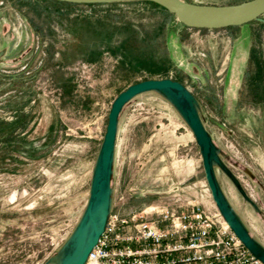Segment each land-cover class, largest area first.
Returning <instances> with one entry per match:
<instances>
[{"label": "rangeland", "instance_id": "rangeland-1", "mask_svg": "<svg viewBox=\"0 0 264 264\" xmlns=\"http://www.w3.org/2000/svg\"><path fill=\"white\" fill-rule=\"evenodd\" d=\"M149 78L180 81L197 98L260 210L217 169L222 189L264 245V22L195 29L146 1L0 0V264L57 253L85 208L111 102ZM111 185V212L123 216L190 201L217 210L192 132L155 92L120 113Z\"/></svg>", "mask_w": 264, "mask_h": 264}, {"label": "water", "instance_id": "water-1", "mask_svg": "<svg viewBox=\"0 0 264 264\" xmlns=\"http://www.w3.org/2000/svg\"><path fill=\"white\" fill-rule=\"evenodd\" d=\"M74 4L149 1L161 6L184 26L195 29H222L263 21L264 0H245L235 4H198L186 0H57ZM155 92L176 110L188 126L198 146L205 180L216 209L251 254L264 263V245L254 238L234 209L217 177L220 169L233 183L242 198L255 211L259 206L247 194L236 175L220 156L200 114V104L180 81L149 78L128 85L111 102L105 132L92 168L89 195L85 208L68 238L57 253L44 264H85L87 257L105 229L112 209L111 178L115 156L119 116L135 97Z\"/></svg>", "mask_w": 264, "mask_h": 264}, {"label": "built area", "instance_id": "built-area-1", "mask_svg": "<svg viewBox=\"0 0 264 264\" xmlns=\"http://www.w3.org/2000/svg\"><path fill=\"white\" fill-rule=\"evenodd\" d=\"M85 264L264 263L249 252L218 210L190 201L185 208L149 206L128 216L111 212Z\"/></svg>", "mask_w": 264, "mask_h": 264}, {"label": "trees", "instance_id": "trees-1", "mask_svg": "<svg viewBox=\"0 0 264 264\" xmlns=\"http://www.w3.org/2000/svg\"><path fill=\"white\" fill-rule=\"evenodd\" d=\"M53 1H55V2H57V3H61V4H74V3H67V2H62V1H57V0H53ZM146 2H148V3H153V2H149V1H146ZM115 3H120V2H115ZM93 4H96V5H104V4H108V3H92V5ZM154 4H156V3H154ZM157 5V4H156ZM159 6V5H158ZM159 7H161V6H159ZM162 8V7H161ZM164 9V8H163ZM165 10V9H164ZM167 11V10H166ZM256 21V20H255ZM252 22H254V21H252ZM260 22H263V21H260ZM251 23V22H250ZM250 23H248V24H250Z\"/></svg>", "mask_w": 264, "mask_h": 264}, {"label": "crops", "instance_id": "crops-1", "mask_svg": "<svg viewBox=\"0 0 264 264\" xmlns=\"http://www.w3.org/2000/svg\"><path fill=\"white\" fill-rule=\"evenodd\" d=\"M194 3H196V2H194ZM205 4H212V3H205ZM213 4H215V5H217L216 3H213ZM219 5V4H218ZM115 148H116V145H115ZM209 211H213V210H215V209H213V208H207ZM153 218H156V216H153ZM161 225H163V223H161Z\"/></svg>", "mask_w": 264, "mask_h": 264}]
</instances>
